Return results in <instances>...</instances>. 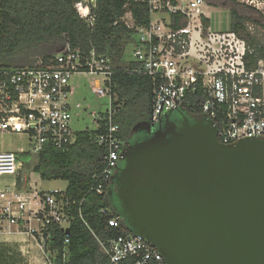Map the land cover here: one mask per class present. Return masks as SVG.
I'll use <instances>...</instances> for the list:
<instances>
[{
	"label": "built area",
	"instance_id": "built-area-1",
	"mask_svg": "<svg viewBox=\"0 0 264 264\" xmlns=\"http://www.w3.org/2000/svg\"><path fill=\"white\" fill-rule=\"evenodd\" d=\"M96 1L75 4L81 18L91 26L96 20L93 11ZM148 1L152 15L179 11L189 18L188 25L179 30H173L161 17H152L148 26L135 28L138 38L132 49V58L138 62L135 71L154 82L150 122L157 123L166 113L181 107L187 93L201 83L206 95L201 114L215 123L222 143L264 139V58L246 59V42L234 32H215L209 27L204 33L205 0H189L183 6L173 5L171 0ZM243 1L264 15V0ZM123 20L134 27L131 12ZM48 62L54 65L40 62L34 67L0 68V131L27 135L35 154L48 145L67 150L76 140L71 127L74 116L71 78L75 73L99 76L92 91L100 98L108 97L109 107L94 120L96 128L103 130L96 140L106 149V167L97 175L90 191L102 195L109 189L124 148L120 127L113 122L117 109L112 85L118 71L108 56L95 49L81 53L69 41ZM91 114L96 116L95 111ZM23 167L14 151H0V177L15 176L12 187L0 189V233L17 226L38 247L41 264H57L58 252L51 246L52 229L59 226L68 230L71 207L76 201L66 189H28V178L21 173ZM108 211L102 209L103 213ZM107 222L114 228L121 225L116 218ZM69 243L67 236L65 246ZM100 245L110 264H168L142 235L121 234L107 242L100 240ZM63 256L64 260L68 257L66 247Z\"/></svg>",
	"mask_w": 264,
	"mask_h": 264
},
{
	"label": "trees",
	"instance_id": "trees-1",
	"mask_svg": "<svg viewBox=\"0 0 264 264\" xmlns=\"http://www.w3.org/2000/svg\"><path fill=\"white\" fill-rule=\"evenodd\" d=\"M79 1L84 0H0V68L34 67L40 62L54 65L48 60L63 50L67 41L81 53L95 49L108 56L118 71L112 85L117 109L113 122L119 125L120 137L126 142L137 123L151 120L154 82L149 76L136 72L138 62L127 56L138 43L136 26H148L152 20L150 4L148 0H97L93 9L96 20L91 26L75 7ZM171 2L178 4L175 0ZM205 2L229 10L230 23L226 31L245 40L246 59L264 58L261 11L236 0ZM128 12L132 13L134 27L123 20ZM168 13L173 30L188 25L189 18L182 12ZM202 22L205 33L211 19L202 15ZM205 99L204 88L198 83L196 90L187 93L180 108L201 114ZM102 132L101 128L78 131L75 142L67 150L48 145L36 154L33 170L43 180L67 181V194L76 201L70 211L69 234L59 226L52 229L51 246L58 252L57 264H110L100 240L107 242L112 237L133 233L123 214L114 210L109 189L102 195L90 191L97 175L106 167V149L96 140ZM102 209L110 212L103 213ZM112 218L120 221L119 228L108 224ZM67 236L70 243L65 246ZM65 247L68 257L64 260Z\"/></svg>",
	"mask_w": 264,
	"mask_h": 264
},
{
	"label": "water",
	"instance_id": "water-1",
	"mask_svg": "<svg viewBox=\"0 0 264 264\" xmlns=\"http://www.w3.org/2000/svg\"><path fill=\"white\" fill-rule=\"evenodd\" d=\"M173 111L180 127L139 122L132 133L152 137L123 152L128 225L168 264H264V139L224 144L206 116H164Z\"/></svg>",
	"mask_w": 264,
	"mask_h": 264
},
{
	"label": "rangeland",
	"instance_id": "rangeland-1",
	"mask_svg": "<svg viewBox=\"0 0 264 264\" xmlns=\"http://www.w3.org/2000/svg\"><path fill=\"white\" fill-rule=\"evenodd\" d=\"M237 2L250 6L243 0ZM189 0H182V4L186 5ZM203 13L211 19L210 28L215 32H227L230 23V13L226 8L212 6L205 3L202 6ZM153 19L157 17L165 18L169 22V13H153ZM132 49V48H131ZM128 51L127 56H132V50ZM99 76L91 73H75L71 78V85L74 93L70 97V102L74 109V116L71 127L75 132L84 131L86 129H95L97 124L95 117L98 118L104 113L108 106L109 98H100L92 91V85ZM80 104V107H76ZM95 111L96 116L91 113ZM0 151H14L24 164L23 173L29 172L31 179L26 184L35 190H52L55 188L66 189L68 182L64 180H43L39 173L33 170L34 164L37 162V155L32 151L31 141L25 134L1 133L0 131ZM15 176L3 175L0 177V189H6L13 185Z\"/></svg>",
	"mask_w": 264,
	"mask_h": 264
},
{
	"label": "crops",
	"instance_id": "crops-1",
	"mask_svg": "<svg viewBox=\"0 0 264 264\" xmlns=\"http://www.w3.org/2000/svg\"><path fill=\"white\" fill-rule=\"evenodd\" d=\"M175 1L177 5L183 6L182 0ZM21 173L27 176L29 182L31 179L29 172L23 173L21 170ZM27 188L32 189L30 186ZM19 189L22 190L23 185L20 184ZM0 264H41V254L27 234L18 231L17 226H11L0 233Z\"/></svg>",
	"mask_w": 264,
	"mask_h": 264
},
{
	"label": "flooded vegetation",
	"instance_id": "flooded-vegetation-1",
	"mask_svg": "<svg viewBox=\"0 0 264 264\" xmlns=\"http://www.w3.org/2000/svg\"><path fill=\"white\" fill-rule=\"evenodd\" d=\"M180 108V107H179ZM181 111L183 113L184 116L188 117L191 121H193L194 119H196L197 117H200L202 114H198V113H194V112H189V111H185L184 109L181 108ZM173 123L175 122L176 125L178 127L181 126L182 120L180 117V114L177 111H173V113L171 114V116L168 118H166L165 116L161 117L160 120L155 123L156 124V128L155 131L159 130V129H164L165 125L167 123ZM152 136L150 134H148L147 132L144 131H139L136 133H131L129 139L124 142V148H123V152L126 148V145L129 144H135L138 141H141L143 139H147V138H151ZM124 165H125V160L123 158V155L117 165V168L115 169L113 175H112V179H111V183L109 186V196L112 200V204H113V208L115 211L119 212L120 214H123V209L121 207V202L119 200V182H118V178L120 177V173L122 172V170L124 169ZM124 216V215H123ZM125 218V216H124Z\"/></svg>",
	"mask_w": 264,
	"mask_h": 264
}]
</instances>
